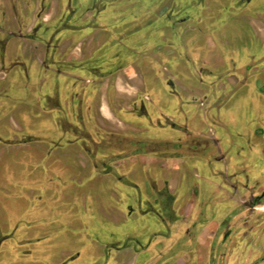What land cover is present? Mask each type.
I'll return each instance as SVG.
<instances>
[{"label":"rangeland","instance_id":"rangeland-1","mask_svg":"<svg viewBox=\"0 0 264 264\" xmlns=\"http://www.w3.org/2000/svg\"><path fill=\"white\" fill-rule=\"evenodd\" d=\"M11 6L14 12L21 9V19L28 20L21 28L22 33L28 31V37L33 35L30 20L37 17L44 21L43 46L18 42L21 36L9 43L14 101L0 105V135L7 133L8 125L15 135L0 138L1 145L32 143L29 137L17 136L26 128L42 137L38 153L0 150L1 215L6 193L8 199L26 194L15 184L20 178L19 161L28 156L38 164L27 166L31 175L26 180L30 184L39 179L34 200L43 204L37 209V225L49 232L43 240L50 243L49 256L25 264H105L99 246L111 247L125 234L133 233L146 242L148 233L158 228L152 217L119 225L102 220L103 211L115 208L113 202L104 199L108 190L115 191L116 187L125 196L137 198L130 204L139 216L151 214L153 207L158 210L150 187L160 186V170L149 158L153 154L144 153L134 163L123 161L135 149L154 152L161 158L175 157L174 164L186 179L181 188L182 202L194 206L192 233L207 223H222L218 234L222 233L221 239H215L212 246L223 250L230 247L231 239L233 259V249L239 244L234 232L248 226L253 240L242 256L249 264H257L260 259L258 264H264V207L251 210L250 217L239 204L248 192L251 196L246 204L260 195L259 205H264V0H22ZM9 10L10 3L0 0L1 21L8 17ZM109 19L123 25L110 24ZM151 35L161 55L154 73L147 69L153 60L139 55ZM41 49L49 65L58 60L55 65L59 72L54 75H59L63 95L56 121L50 112L42 113L20 100L25 81L16 63L21 59L19 53ZM53 51H58L59 57L53 59ZM118 65H131L124 71L127 75L111 74ZM52 75L51 71L45 73L49 83ZM115 78L126 88V84L137 82L139 94H145L143 83H157L152 91L162 92L160 83L171 82V96L160 99L152 115L156 120L160 118L156 114L172 116L171 122H166L172 130L154 127L149 118L128 113L133 107V92L115 89ZM2 82L3 78L0 92L7 86ZM0 98H4L3 93ZM101 103L112 113L102 116L98 111ZM209 130L215 140H209ZM80 146L92 155L95 169L78 162L87 158L84 150L79 153L75 149ZM4 164H10L8 185L3 182ZM108 164L114 167L103 185L101 179ZM174 164L168 162L164 167ZM157 203L169 209L171 201L165 202L162 197ZM13 206L20 216L25 204L16 202ZM228 225H232L230 235ZM19 238L17 234L11 243H18ZM4 261L20 264L13 259Z\"/></svg>","mask_w":264,"mask_h":264},{"label":"crops","instance_id":"crops-1","mask_svg":"<svg viewBox=\"0 0 264 264\" xmlns=\"http://www.w3.org/2000/svg\"><path fill=\"white\" fill-rule=\"evenodd\" d=\"M44 22V21H42ZM31 24V23H30ZM43 24V23H42ZM16 39V38H15ZM14 39V40H15ZM18 39V40H17ZM16 40L18 42L23 41H30L28 40L27 36L19 37ZM35 41V40H34ZM166 41V40H165ZM33 42V41H32ZM156 46V41H155ZM157 48V46L155 47ZM4 57L5 62L4 66H6V61L8 57L10 58L11 55H8V53L11 51L9 48H6ZM156 51V50H155ZM159 52V51H158ZM20 56L22 59V62H24V67H26V72H21L22 79L25 81L21 87V89L24 88L22 91L27 92L26 96L35 100L38 99L39 95L36 90V85H38L39 81L44 80V72L42 70L43 66V53L41 50H32L30 52H27L25 54L20 51ZM153 63L158 65L157 63H160L159 58L160 56L157 54V52L151 54ZM165 57V56H164ZM6 63V64H5ZM1 66V65H0ZM131 66H128L127 68H130ZM123 68V72L125 69ZM157 68V67H156ZM135 72V71H134ZM12 71L9 72L3 71L0 68V75H2L3 82L2 83H10L12 79ZM124 74L127 75V73L124 72ZM0 78V81L2 80ZM231 82L234 83V80L231 79ZM157 84V83H155ZM127 88L121 84L118 83L117 78H115L114 81V88L117 90L123 89L124 91L131 90L133 92V95H131L133 99H131V102L135 100L137 93L139 91V87L137 82L133 81L130 84H126ZM27 88V89H26ZM163 97H167L168 94H166L165 87L161 88ZM76 92V91H75ZM154 96L153 99L156 101L159 99L157 97V94L160 92H156V90L153 91ZM132 94V93H131ZM23 96V95H22ZM8 98H3L0 100H3L4 102L0 101L1 104H6L5 100L8 102H11V100H7ZM33 102V101H32ZM107 106V104H106ZM123 112H125L127 109L121 108ZM102 116H105L106 112L111 114L112 111L107 106V109L104 108L103 103H101V106L98 110ZM121 111V112H122ZM133 117L134 113L128 111ZM158 114H156V117ZM23 120H27V117L25 115H22ZM37 118V117H36ZM124 121V120H122ZM157 121L155 118L152 119V122L155 123ZM8 130L10 131L8 133H5L4 136L0 135V138L2 137H14V131L13 128L8 125ZM6 132V131H5ZM261 135L264 137V131L261 132ZM24 137V138H30L33 139L32 143H25L20 144L18 146L15 145H1L0 144V150L11 152V151H34V153H38L39 147L38 145L41 142L42 137H40L35 131L33 130H24L22 129L18 137ZM59 137V133L57 134L56 138ZM1 143V142H0ZM79 150V153L83 152L80 147L75 148ZM33 153V152H30ZM264 154V152H263ZM144 154L134 152L132 156L127 157L126 160H131L128 162H133L137 157H141ZM151 155V154H150ZM86 158V157H85ZM149 158L153 161H156V166L160 170L162 181L159 184L155 182V184L158 186V191L162 190L164 187L167 189V192L169 195L173 197V201L170 205V211L166 212V206H163L164 211L161 210V206L158 205L157 198L154 195V206L158 207V210L156 208H152V213L143 214L142 217L139 216L137 213V209L130 204V202H134L136 199L133 196H125L122 192L119 191V189L116 187L114 190H108L109 194L106 195V201L104 202H113L115 208H111L110 211H103L105 214H103V221L105 224L110 225H119L123 224L124 222H128L131 220V222H137L139 218L144 219L147 217H152L154 223L157 225V229L153 230L148 233V236L146 238V242L142 243L138 238L136 234H125L123 237V240L121 242L117 241L114 244H112L111 247H107L108 251L104 252V246H99L98 251L102 252L101 256L105 258V264H205V261L208 257L210 247L213 243V241L217 238L221 239L220 236L218 237L220 228L219 223L220 222H210L207 223L205 226L200 228L199 230L192 233L191 231V221L190 217L193 212L194 206L192 204H185L182 202V196H181V188L186 183L185 177H183L180 173V168L176 167V164H174L177 160L175 157H169L166 156L165 158H160L156 154L149 156ZM28 156L25 157V160L21 159L17 165L21 167L20 169V178L15 181V184L18 186H21L24 191H26V194H20L18 198L14 199H8V196L6 193L3 197L4 203L2 204L5 206V211L3 214H0V219H2V230L3 233H7L9 235H20V241L19 243H11V240L14 236H11L7 239V241L3 242L0 245V261H3L2 264H6L4 260L7 259H13L18 261L20 264L26 263V261L34 260L35 258H39L41 261L44 259L42 257L49 256L48 254H45L44 250L46 247H49L50 243L49 241L43 242L42 235L44 234V227L38 226V220L39 215L37 214V209L41 207V205L38 203L37 200H34L39 193L38 184L39 179L35 178V181H32V183L28 184L27 180L28 175H31L27 170L29 165H38L37 163L33 164V161ZM81 164H83L84 167H88L92 170L91 161L87 157L85 160H78ZM168 162H172L175 166L172 168H166L164 167ZM2 161L0 162L1 166ZM30 163V164H29ZM132 164V163H131ZM113 166V165H111ZM114 167V166H113ZM116 168V167H115ZM4 172H6V177H4V184L8 185V180H10V164H4L3 167ZM166 170V171H165ZM25 178V181H24ZM108 176L105 175L104 178L101 179V183L103 185L107 184L108 182ZM30 179V178H29ZM13 180V179H12ZM11 184V183H10ZM264 185V184H263ZM42 191V189H41ZM192 192V191H190ZM248 193V192H247ZM195 197V195H193ZM247 198L242 197L239 200V204L243 205L246 208V211L248 214H253L251 210L255 211L259 207L250 208L246 206ZM10 200V201H9ZM99 200V199H98ZM103 201V200H102ZM12 203V204H9ZM19 202L21 204H25L24 209H21L20 216L15 217V213H12V209H14L13 203ZM8 209H10L9 214H7ZM11 218H10V217ZM9 217V220H7ZM248 217V219L250 218ZM43 223V222H41ZM134 226V224L132 225ZM232 227V225H231ZM246 228V229H245ZM234 232V229H232ZM54 232V230H53ZM49 233V232H48ZM234 234H236V238L239 241L238 247H234V251L236 252L233 259L230 258L231 254L229 252L227 258L228 263L232 264L234 262L235 264H247L248 260L246 257H243L242 252L248 247L251 246V241L253 240L252 236V230L248 228V226L244 227V229H239V231H235ZM39 238V239H38ZM250 245V246H249ZM53 246V245H51ZM234 252V253H235ZM1 263V262H0ZM227 263V264H228Z\"/></svg>","mask_w":264,"mask_h":264},{"label":"flooded vegetation","instance_id":"flooded-vegetation-1","mask_svg":"<svg viewBox=\"0 0 264 264\" xmlns=\"http://www.w3.org/2000/svg\"><path fill=\"white\" fill-rule=\"evenodd\" d=\"M7 1L10 3V10H9L10 12L8 14V17H5L3 19V21L0 20V65H1L0 68L3 71L9 72L11 70V63H12L11 58L8 57V59L6 61L7 64L5 63L6 66H4V62H5V59H6L4 57V54L6 52L5 51L6 48H8V46H9V43H11L13 41V39L14 38H17L18 36H21V37L27 36L28 40H31V43H37V44H40L41 43L40 46H43L42 45V43H43L42 33H43V30L44 29H43L42 19H40V18L38 19L37 17H35L33 20H30V23H31L30 24V27H31L30 30L33 31V35H31V36L29 35V37H28V33H27L28 31H23V33H22L21 28L23 29L24 25L26 24V22H28V20L26 18L25 19H21V17H22V14H21L22 11H21V9H16L15 12H14V10L11 9V7H13V6H11L12 4L16 3L17 1L21 3L22 0H7ZM1 15H2V13H0V19H1ZM109 20L112 21V23H110V24H113L115 26H122L123 25V22H118V23L115 22L117 19H109ZM2 26L3 27L5 26L6 29L1 28ZM153 32H154V30H153ZM52 35H53V32L50 34V37H49L50 39L52 38ZM143 36H144V39L147 38L145 35H143ZM137 39H138V37H137ZM142 45H144L143 46V50H141V52H139V55L141 57H146V58L147 57H150V59L153 60L151 54L152 53H155L157 51H155L156 50V48H155L156 46H155L154 40L152 39V35H151V39L150 40L149 39L146 40V43L145 44H142ZM41 52L43 53V66H42V70L44 72V75H43L44 80L43 81H39L38 82V85H36V90H37L36 93H38L39 97H38V99L33 100V99H31V98H29V97L26 96V93L27 92H22V95L23 96H22V99H20V100L24 101L31 108L32 107L34 108L35 106L38 107V109H40V111H42V113H44V112H50L51 113V116L56 121L57 120L56 118L58 117L59 112H60L59 111V109H60V103H61V100H62L61 98H62V95H63V90H61V88H60L59 75L58 74L57 75H54V73H56V72L58 73L59 72L58 71V66L55 65V63L58 62V60L57 61H54L53 60L52 61V64L49 65V62H45V59H44L45 58V51L43 49H41ZM54 52L55 51H53L52 52V55H51L53 59H54L55 56L59 57L58 56L59 55L58 54V51L55 52V53ZM18 53H19V50H18ZM157 54L159 56H161L160 55V52H157ZM22 60H24V59L21 58L18 62H16V61L15 62L18 64L17 65L18 68L23 73V72H26V69L27 68L24 67V62H22ZM164 60H166V59H162V61H164ZM127 67H128V65L125 66V67H123L121 65H118L114 70L111 69L110 72H111L112 75L113 74L114 75H118L120 72H123V68H127ZM158 68L159 67L156 68L155 64L152 62V65H149V68H147V69H148L149 72H153L154 73L156 70H158ZM48 71H51V73H53V75L51 77V80L52 81L50 83L48 82V79L45 76V73L48 72ZM140 72H141V70H140ZM45 78L47 79V81H45ZM54 78L57 80L56 83H54ZM160 84H163L161 86L165 87L166 94H168V96H171V93H172V90H171L172 84H171V82H162ZM5 85H7L6 88L4 87V91L0 92V94L3 93V96L5 98H8L7 100L14 101L13 97L11 98V96H12L11 95L12 94L11 93V84L8 83V82H6ZM155 85L156 84L155 83L152 84V82H151V84H150V82L143 83L144 93L146 95L145 94H139V93H137V96H136L135 100L132 101V102H130V104L133 106L132 108H130L131 109V112H133V113L135 112L136 113V114L134 113V117H136V118L137 117H140V118H143V119L144 118H149V120L151 122H152V119L155 118L152 115V111L155 109V107L157 106L158 102H160V99L163 98V93L160 92L159 94H157V97L159 99H157L156 101H154V99H153L154 92L152 91V89L154 88ZM23 89H25V86H24ZM65 90H67V89H65ZM73 97H75V94L73 96H71L70 99L68 100L69 101L67 103L68 106L71 104V102L73 103V99H72ZM51 100H54V102H55L52 105H50V103H49ZM5 102H6V100H5ZM136 105H138L140 107L137 109V107H134ZM199 106L202 107L203 106V103L202 102L199 103ZM48 107L50 108V111L47 110ZM119 110H121V109H119ZM142 111H144L143 114H139V112H142ZM157 117H160V118H158V120L155 121V123H154L155 126L154 127H159V128H163V129H171L172 130V128H171L172 125H170L169 123L166 124V122H171L170 118L172 116H167L166 114H161L160 113ZM179 126H182V125H177V127H179ZM7 131H8V133L10 132L9 130H6V132ZM209 132H212V131L209 130ZM18 135L19 134H17V136ZM209 140H215L214 139V133L213 132L211 133V135L209 134ZM80 148L82 149V151L84 150L85 153H87V157L91 161V166H92L93 169H95L97 167V165H96L95 162H92V155L87 152V149H86L85 146H80ZM134 152L141 153V154H144V153L153 154V155L156 154L154 152H144L143 150L140 151L139 149H135ZM156 155H158V154H156ZM112 167L113 166H111V164H108V166L104 168L103 174L104 175L109 174V171L107 172V169H111ZM150 189L153 192V195H155L158 200H160L163 197L165 202L171 201V203H172L173 197L168 194L167 189L165 187L162 190L158 191V189H156L154 187V185H151ZM246 194H247L248 198L251 196V194L249 195V193H246ZM168 197L171 198V199H169ZM259 197H260V195L255 196V198L253 199V201H252V203L250 205H248V204H245V205L248 206V207H250V208H254L256 206V207H259L258 209L261 210V208L264 207V205H259V203H260V202H258V198ZM4 209H5V207H4ZM161 210L164 211L163 206H161ZM165 210H166V212H169L170 211V206H169V209H168V207L166 205V209ZM4 211L5 210H3V212ZM9 211H10V209H8L7 214H9ZM12 211H13L12 213H15L16 210L14 211L12 209ZM15 215H16V217H18L16 213H15ZM9 217H8L7 220H9ZM14 218H15V216H14ZM1 221H2V219H0V245L3 242L7 241V239L10 238L11 236H14V237L16 236V235H9L7 233H3L2 230L4 228H2V222ZM221 224L222 223H219V228H221ZM230 227L231 226H229V225L227 226V230H228V233H229L228 235L231 234V230L229 229ZM225 228H226V226H225ZM48 235L49 234H48L47 231L44 232V234L42 235V239L43 240L44 239L47 240ZM221 236H222V233L220 235V238H221ZM19 241H18V243H19ZM229 243H230L229 244L230 247L225 248L223 250L222 249L216 250L211 245L210 250H209L208 257H207V259L205 261V264H227L228 261H227V258L226 257L228 256L229 252L231 254V239H230V242ZM221 244H223V242ZM246 249H248V247ZM48 250H49V247H46V249L44 250V252H45V254H48L49 255V253H47V252H49ZM106 251H108V248L107 247H104V252H106ZM101 253L102 252L100 251L99 252V255H101ZM51 255H52L51 256V258H52L53 257V254H51ZM76 256H78V254ZM230 258H231V256H230ZM260 260L262 261V259H260ZM260 260L257 261V262H255V263L258 264L260 262ZM230 264H231V262H230ZM247 264H249V263H247Z\"/></svg>","mask_w":264,"mask_h":264},{"label":"trees","instance_id":"trees-1","mask_svg":"<svg viewBox=\"0 0 264 264\" xmlns=\"http://www.w3.org/2000/svg\"><path fill=\"white\" fill-rule=\"evenodd\" d=\"M108 171H110V169H107V172H108ZM168 198H169V197H168ZM169 199H171V198H169Z\"/></svg>","mask_w":264,"mask_h":264}]
</instances>
